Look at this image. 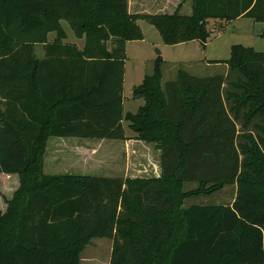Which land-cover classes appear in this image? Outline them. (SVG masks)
<instances>
[{"label": "trees", "instance_id": "16d2710c", "mask_svg": "<svg viewBox=\"0 0 264 264\" xmlns=\"http://www.w3.org/2000/svg\"><path fill=\"white\" fill-rule=\"evenodd\" d=\"M181 8L132 14L129 0H0V264H81L95 238L112 240L110 264H264V52L233 45L226 74L180 70L165 88L159 56L135 89L144 105L124 110L126 46L144 39L140 19L166 45L205 46L211 19L264 23V0ZM62 20L85 39L82 49L64 42ZM124 121L161 151L159 177L45 173L50 138L125 141ZM229 185L231 204L185 206Z\"/></svg>", "mask_w": 264, "mask_h": 264}, {"label": "rangeland", "instance_id": "374dc122", "mask_svg": "<svg viewBox=\"0 0 264 264\" xmlns=\"http://www.w3.org/2000/svg\"><path fill=\"white\" fill-rule=\"evenodd\" d=\"M179 1V0H178ZM192 2V0H190ZM132 11L135 10V0H129ZM186 3V2H185ZM191 4V3H189ZM188 8L184 9L187 13ZM66 33L64 42L76 43L82 46L84 38H78L76 32L67 20L61 21ZM223 23L224 28L218 31ZM147 43H132L125 75V113H136L144 105L143 98L135 97V89L143 82V77L152 74L159 55L165 57L163 62L162 84L175 80L180 70H185L198 77L226 74L228 65L223 61L231 58L233 45L242 44L253 47L258 52H264V23L251 18L241 17L226 24L219 20L211 21L209 29L215 31L214 36L208 39L205 46L199 40H194L179 46L164 45L162 37L155 26L148 21L142 22ZM57 37L56 32L49 34L52 43ZM158 43V44H155ZM160 45H164L163 54ZM38 57H44L43 45L36 46ZM127 140H98L82 138L58 139L52 137L48 141L45 165L48 174H76L92 176H136L143 174L147 164H151V149L146 143L137 141L136 134L124 121ZM153 150V149H152ZM55 166V167H54ZM144 174H146L144 172ZM2 180V179H1ZM3 181V180H2ZM196 183H186L184 189L191 190ZM5 187V186H4ZM236 194V186L229 185L225 189L212 194L189 198L185 206L191 204H221L232 203ZM83 251L81 264H110L112 259L113 242L106 238H95Z\"/></svg>", "mask_w": 264, "mask_h": 264}, {"label": "crops", "instance_id": "0c3cea01", "mask_svg": "<svg viewBox=\"0 0 264 264\" xmlns=\"http://www.w3.org/2000/svg\"><path fill=\"white\" fill-rule=\"evenodd\" d=\"M189 3H191V4H189ZM180 4H182V8L180 10L182 14L190 15L192 13V2L190 0H179V1L178 0H135V10L132 11L131 4L129 3V12L132 13V14H172L179 8ZM186 7L188 8V10H187L188 12L187 13L184 12V9ZM215 20L216 19H211L210 22L211 21H215ZM143 21H146V20L140 19L138 21V23H139V25H140V27L142 29L143 34H144V39L143 40H133V41H128L127 42V46H126L127 59H128V54H129V47H130V45L132 43H147L148 42V39L146 37L145 31H144V28H143V25H142ZM189 42H191V41H189ZM185 43H188V42L179 43V44H176V46H179V45H182V44H185ZM74 44L77 47H79L80 49H82L84 47V45H85V41H84V44L82 46H80L79 44H76V43H74ZM155 44H158V43H155ZM164 45L163 46L160 45L161 48H162L161 54L164 53V50H165V47H166ZM173 46H175V45H173ZM159 56L162 57L163 62L165 63V61H166L165 57L162 56V55H159ZM159 56H157L154 59L156 60ZM127 59H126V65H127ZM144 78H145V76L143 77V80H144ZM124 91H125V84H124ZM124 108H125V96H124ZM71 138H73V137H71ZM58 139H66V138L59 137ZM85 140H87V139H85ZM137 141H140V140H137ZM141 142H143V141H141ZM143 143H146V142H143ZM147 145H150L148 147L152 151V153H150V156L152 158L151 162H150L151 164H147L146 166H144L145 170H142V169L139 170L140 172L143 173L141 175H136V176H127L126 175V176H122V177L126 178V177H151V176L159 177L160 176V174H161V167H160L161 151L156 149L155 145H153V144H147ZM46 156H47V153H46ZM45 165H47L46 157H45ZM44 171L46 173L45 166H44ZM144 172L146 174H144ZM46 174H48V173H46ZM64 174H70V173H64ZM50 175H59V174H50ZM106 176L115 177L117 175H106ZM235 196H236V194H235ZM234 200H235V198H234ZM224 204H230V203H224ZM92 242H94V241L92 240Z\"/></svg>", "mask_w": 264, "mask_h": 264}, {"label": "water", "instance_id": "95a60500", "mask_svg": "<svg viewBox=\"0 0 264 264\" xmlns=\"http://www.w3.org/2000/svg\"><path fill=\"white\" fill-rule=\"evenodd\" d=\"M159 52V54L161 53L160 51H158Z\"/></svg>", "mask_w": 264, "mask_h": 264}]
</instances>
